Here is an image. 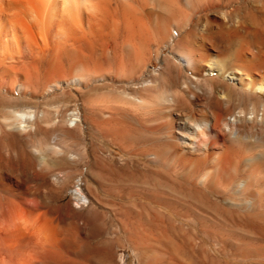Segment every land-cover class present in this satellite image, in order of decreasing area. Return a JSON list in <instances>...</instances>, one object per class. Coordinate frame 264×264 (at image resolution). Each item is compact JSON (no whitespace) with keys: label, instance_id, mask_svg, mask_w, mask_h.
Returning <instances> with one entry per match:
<instances>
[{"label":"bare ground","instance_id":"obj_1","mask_svg":"<svg viewBox=\"0 0 264 264\" xmlns=\"http://www.w3.org/2000/svg\"><path fill=\"white\" fill-rule=\"evenodd\" d=\"M233 2L248 3L0 0V132L105 131L112 140L121 134L124 147L132 140L128 131H118L122 118L140 132L168 127L174 135L170 147L156 150L146 146L155 139H135L133 154L144 158L137 169L144 179L118 194L137 195L161 219V210L150 203L159 204L168 188H184L188 198L203 204L176 211L182 219L178 228L188 232L189 243L230 244L240 251L251 240L264 241V234L248 232V227L264 222V70L257 73L233 62H243L246 52L238 40L240 49L230 52L228 12ZM212 22L220 27V43L208 30ZM198 27L200 35L194 30ZM180 73L185 77L179 78ZM57 139L54 134L49 143L56 145ZM93 151L87 147L88 156ZM95 164L90 161L93 171ZM62 181L52 179L56 184ZM4 186L0 176V188ZM15 186L13 197L0 192V223H14L0 224V264H84L71 257L83 256L81 226L67 212L59 215L44 196L41 204L29 200L20 206L14 199L19 196ZM74 188L77 208L95 205L86 178L78 176ZM98 201L101 204L99 195ZM103 206L90 218L85 215L95 235L111 225L108 207ZM26 218H38L45 226L40 243L21 229L19 222ZM193 220L200 223L198 228ZM168 264L184 263L169 257Z\"/></svg>","mask_w":264,"mask_h":264},{"label":"rangeland","instance_id":"obj_2","mask_svg":"<svg viewBox=\"0 0 264 264\" xmlns=\"http://www.w3.org/2000/svg\"><path fill=\"white\" fill-rule=\"evenodd\" d=\"M262 1L246 0L248 2L246 6L244 5L245 3H242L243 5L237 3V5L233 2L228 12L230 13V15L228 14V20L231 22L229 34L230 52H233V49H240L239 44L240 46L244 45H242L243 50L246 48L245 60L242 62L239 59H233V62L235 61L237 64L244 65L257 73L264 70V0ZM213 15L217 16L218 12H214ZM233 26H235L234 29H232ZM218 27L217 22H212L208 29L213 35L215 43H220V27ZM194 30L197 34H201L199 27ZM152 64L156 67V60L153 59ZM184 77L183 73L179 74V78ZM117 125L120 133L129 132L132 141L129 143V146H127L128 144L124 146L129 149L122 146L125 142L122 141L120 133L118 137L112 140L110 134H107L105 131L104 134L103 131L101 133V131L96 130L90 134L79 129L70 134L52 132L51 128H48L46 131L44 130L46 128H41L35 132L25 133L8 130L1 131L0 176L5 186L2 189L0 188V192L7 197H13L12 187L16 185L17 195L19 196H14V199L17 204L25 206L29 200L32 202L37 201L41 204L44 196L57 208L59 215L63 212L70 214L69 217L73 221H76L77 225L83 229L80 233L78 232L82 236L80 237V241L82 242L81 250L83 256L79 257L72 254L71 257L79 261L81 260L84 264H168L169 257L175 263L183 262L184 264H264V241L257 238L250 242L248 241L249 243H245L246 245H241L243 247L240 251L230 244L201 243L197 240L196 242L190 241L189 243V238L186 235L188 232L178 228L181 225L182 219L176 215V211H183L189 207L197 209L203 204L201 202V205L198 204L196 197L194 200L193 198H188V192L184 188L172 191L168 188V191L164 190L165 192L161 193L166 197L165 199H160L159 204L150 203L153 209L161 210L160 212L164 215L161 219H159L160 215H154L153 212L148 210V203H140V198L137 195L131 197L119 195L118 193L122 192H117V190H124V187L140 184V181L144 179V176L140 175L137 171L141 166L140 161H144V158L133 154V142L135 139L138 137L155 139L148 142L146 146L148 145L151 148L153 147L152 149L159 150L171 145L174 141L171 138L174 135L172 129L162 126L156 127L154 132H140V130H137L138 126L136 124L132 121L131 123L130 121H125L124 118ZM168 132L172 133L168 134ZM54 134L58 139L55 141L56 145H51L49 140ZM132 134L133 136L131 137ZM118 140L123 143L121 142L119 145L117 143ZM87 147L88 149L94 147V157L87 155ZM263 148L261 150H263L262 154L264 155ZM60 152L63 154L59 155ZM71 153L76 157V161L75 159H67V155ZM140 158L141 160H139ZM95 160L96 172L95 168L94 171L90 169V161L95 162ZM155 166L152 164L151 168L155 169ZM99 169L102 171L100 174ZM164 174H167V172H164ZM152 175H147V181L151 182ZM78 176H81L82 179H87V184L95 198V205H91L88 208H77L74 205L72 190L75 189ZM54 177H60L63 181L56 184L52 182ZM100 185H103L102 189L104 191L100 190ZM257 188H260V186H257ZM83 193H87V190H84ZM98 195L101 197V204H99ZM22 198L26 200L23 201ZM186 199H189V202L185 201ZM103 205H107L108 207L107 215L111 216V225L107 231L103 230V233L99 232L95 235L93 233L94 226L88 222L87 216L90 218L98 210L100 212L104 209ZM42 210L44 209L42 208ZM85 215L87 216L85 217ZM10 216L8 217L10 218ZM11 217L13 218L14 214ZM84 221L88 222L90 226L87 224L88 227L85 226ZM193 222L197 228L200 226V223L197 221L193 220ZM0 224L5 227H11L14 223L10 219H2ZM260 224L248 227V232L255 236L264 234V222ZM133 235H141L142 239L145 237L148 240H136L133 238ZM117 236L118 239H116ZM151 236L152 240L149 239ZM96 247L98 248L97 250ZM190 247L192 248L190 249ZM219 249L220 251H217ZM98 250L99 252H97Z\"/></svg>","mask_w":264,"mask_h":264},{"label":"clouds","instance_id":"obj_3","mask_svg":"<svg viewBox=\"0 0 264 264\" xmlns=\"http://www.w3.org/2000/svg\"><path fill=\"white\" fill-rule=\"evenodd\" d=\"M20 227L33 236L37 243H40L41 238L45 234V226L42 225L38 218H26L21 220Z\"/></svg>","mask_w":264,"mask_h":264}]
</instances>
